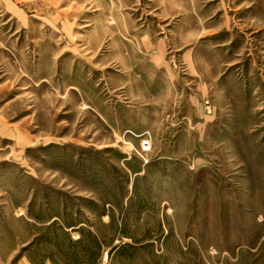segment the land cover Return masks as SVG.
Returning a JSON list of instances; mask_svg holds the SVG:
<instances>
[{
	"label": "rangeland",
	"instance_id": "1",
	"mask_svg": "<svg viewBox=\"0 0 264 264\" xmlns=\"http://www.w3.org/2000/svg\"><path fill=\"white\" fill-rule=\"evenodd\" d=\"M246 247L264 249V0H0V264Z\"/></svg>",
	"mask_w": 264,
	"mask_h": 264
},
{
	"label": "crops",
	"instance_id": "2",
	"mask_svg": "<svg viewBox=\"0 0 264 264\" xmlns=\"http://www.w3.org/2000/svg\"><path fill=\"white\" fill-rule=\"evenodd\" d=\"M219 254L226 255L228 252L226 250H222ZM237 255L238 264H264V249L256 247L241 248L238 250Z\"/></svg>",
	"mask_w": 264,
	"mask_h": 264
},
{
	"label": "built area",
	"instance_id": "3",
	"mask_svg": "<svg viewBox=\"0 0 264 264\" xmlns=\"http://www.w3.org/2000/svg\"><path fill=\"white\" fill-rule=\"evenodd\" d=\"M101 264H105L104 262H102Z\"/></svg>",
	"mask_w": 264,
	"mask_h": 264
}]
</instances>
